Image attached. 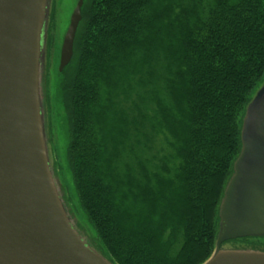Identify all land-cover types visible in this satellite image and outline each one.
<instances>
[{"label": "trees", "instance_id": "16d2710c", "mask_svg": "<svg viewBox=\"0 0 264 264\" xmlns=\"http://www.w3.org/2000/svg\"><path fill=\"white\" fill-rule=\"evenodd\" d=\"M82 15L60 88L69 165L103 254L115 264H203L246 107L264 82V0H86ZM144 67L139 89L152 95L169 151L149 159L142 149L133 166L123 164L122 98Z\"/></svg>", "mask_w": 264, "mask_h": 264}, {"label": "water", "instance_id": "95a60500", "mask_svg": "<svg viewBox=\"0 0 264 264\" xmlns=\"http://www.w3.org/2000/svg\"><path fill=\"white\" fill-rule=\"evenodd\" d=\"M84 0L74 10L59 71L74 55ZM54 0H0V264H114L81 232L50 150L46 76ZM242 148L204 264H264V252L227 242L264 238V82L248 103Z\"/></svg>", "mask_w": 264, "mask_h": 264}, {"label": "rangeland", "instance_id": "374dc122", "mask_svg": "<svg viewBox=\"0 0 264 264\" xmlns=\"http://www.w3.org/2000/svg\"><path fill=\"white\" fill-rule=\"evenodd\" d=\"M78 2L79 0H54V49L46 76L48 103L47 130L50 150L54 160L57 176L62 186L64 199L72 214L75 216L79 229L92 241L94 247L105 252V249H102V245L95 228L88 220L80 205L75 188L68 159L70 126L68 123L67 113L63 106L62 91L60 88L63 76L59 74V56L61 54L64 37L70 25L71 16ZM147 73L148 70L146 67L143 69L141 68L138 73L137 71L133 72L129 79L130 84L126 87V95L122 98V105L124 107V112H126V118L128 122H132H129L124 126V133L130 138V143L129 147H126V149L121 146L123 164H133L135 155L140 154L142 149L145 152L144 156L149 159H151L155 153H161L162 150L165 152L169 151L165 141L168 137L166 134H159L155 130L153 113L156 110V105L151 99L152 95L144 94V92L141 93L139 89L138 82L140 77L142 75H146ZM144 133L149 136L150 147L153 152L141 147L142 142H145L144 146L147 145L146 139L143 135ZM133 166H135V164H133ZM242 245L248 248L261 249V246H264V238H250L242 243Z\"/></svg>", "mask_w": 264, "mask_h": 264}, {"label": "flooded vegetation", "instance_id": "af4514ba", "mask_svg": "<svg viewBox=\"0 0 264 264\" xmlns=\"http://www.w3.org/2000/svg\"><path fill=\"white\" fill-rule=\"evenodd\" d=\"M253 249H256V248H253ZM259 250V249H258ZM260 250H264V246H261V249Z\"/></svg>", "mask_w": 264, "mask_h": 264}]
</instances>
